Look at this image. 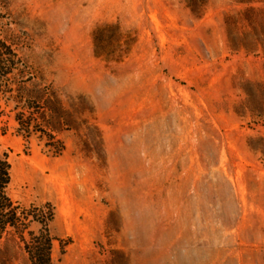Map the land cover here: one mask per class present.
<instances>
[{
	"label": "rangeland",
	"instance_id": "1",
	"mask_svg": "<svg viewBox=\"0 0 264 264\" xmlns=\"http://www.w3.org/2000/svg\"><path fill=\"white\" fill-rule=\"evenodd\" d=\"M0 38L8 194L52 264H264V0H0ZM0 264H32L12 231Z\"/></svg>",
	"mask_w": 264,
	"mask_h": 264
},
{
	"label": "trees",
	"instance_id": "2",
	"mask_svg": "<svg viewBox=\"0 0 264 264\" xmlns=\"http://www.w3.org/2000/svg\"><path fill=\"white\" fill-rule=\"evenodd\" d=\"M20 66H23V62L17 51L0 38V95H8L9 99L14 98L12 93L14 87L17 86L14 83L15 72ZM16 120L24 126L20 118ZM30 125L27 124L28 129ZM10 183V164L0 156V239L12 231L24 243L32 264H52V239L48 231H42L37 235L29 231L30 218L35 216L21 212L19 206L11 199L8 194ZM52 215L51 210L43 212L39 215L42 220H38V222L47 227V222L51 220ZM26 233L29 238H26Z\"/></svg>",
	"mask_w": 264,
	"mask_h": 264
}]
</instances>
